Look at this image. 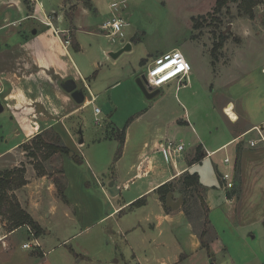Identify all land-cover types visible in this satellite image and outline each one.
Segmentation results:
<instances>
[{
    "label": "crops",
    "instance_id": "0c3cea01",
    "mask_svg": "<svg viewBox=\"0 0 264 264\" xmlns=\"http://www.w3.org/2000/svg\"><path fill=\"white\" fill-rule=\"evenodd\" d=\"M52 13V8L46 3L43 5L41 0H31L30 6L24 0H0V104L3 106V111L0 112V174L8 170L7 164L11 161H14V167L18 168L19 164L24 161L22 150L26 154L24 146L32 142L37 135L56 129L60 133L63 146L71 150L68 155L57 153L59 158L57 162L60 163L64 177L65 196L69 189L65 165L71 162V164L86 169L87 177H90L84 180L86 187L91 189L94 186L101 189L104 194L106 193L113 207V211L105 217L102 216L97 224L103 225L107 220L114 223L106 225L110 226L109 233L117 243L116 253L119 259L114 260L115 263L112 264H221L225 261L237 264L233 257L239 259L238 264H245L246 259L252 256L247 248L255 245L257 241V235L253 233L255 224L264 225V207L257 205L259 203L250 204L245 196L244 202H236L241 205L239 208L243 211L241 218L235 216L234 209L237 206L235 201L227 195L217 193L204 182L205 174L199 169H203L204 163L213 158L221 149L237 145L238 160L235 172L240 171L238 172L240 176L237 175V177H240L243 192L247 194L245 178L255 177L264 169V151L249 150L248 152L246 145L241 142L253 132L264 131V125H252L236 130L231 139L213 149L202 145L197 140L192 145L193 149H190L179 160L174 161L161 150V146L168 141L181 143L171 135L174 130L181 128L179 124H185L191 128V124L182 120L184 115L180 116L181 113H176L170 120H167L169 114L166 115L164 109L161 112H154L153 121H158L157 129L156 126L153 128L156 130L155 134L148 137L147 132H144L141 139H133L130 135L134 128L133 121L143 120L149 114L143 111V105L156 95L147 87L143 78H139L135 84L138 90L134 89L140 106H135L134 101V106L131 105V107L126 103L123 105V122L119 124L117 121L118 113H121L122 99H126V94L111 93L121 85L122 75L125 74V71H120L116 63L121 55L131 51L133 47L128 51H124L126 48L122 49L120 52H123L118 57L113 56L116 54L114 50L110 52L101 50V57L98 58L92 55V49L86 51L78 42L79 50L76 51L72 43L64 38L73 30L76 40L79 29L74 24L72 25L73 21L75 22V16L68 26L59 21L58 17L51 15ZM105 23L99 27V32L103 37L111 39L108 31L103 29ZM129 26L128 24L127 27ZM122 39H125V31ZM102 57L105 61L100 60ZM262 73L264 74L263 71ZM194 75L193 73L190 75L188 82L192 81ZM100 76H106L108 79L109 85L105 90L96 87ZM131 77L128 76L126 79H131ZM68 81H73L77 87L76 91L83 93L81 103L75 100L73 92L70 93L64 89ZM177 85L179 88L181 84L177 83ZM111 94L114 99L111 98ZM152 94L153 97H151ZM100 102H102L101 105H99ZM230 103L233 104L236 112L234 103L228 102L222 106V114L232 125H237L241 121L240 117L235 123L225 113V108ZM97 109H100L99 114L96 113ZM131 118L133 121L126 130L125 153L116 163L115 154L120 145L112 137L113 131L123 130ZM87 120L95 126L97 133L95 136L88 135ZM259 134H262L263 139L252 141V145L264 142V132ZM19 137H21L20 140H18ZM53 141L55 139L52 143ZM12 142H14L13 145ZM200 145L206 152V157L201 164L194 162L196 150ZM129 148L130 152L134 150L133 160L127 165L125 155ZM65 155L68 157L64 159ZM76 159L79 163L75 161ZM214 166L221 177L218 165L214 163ZM26 170L28 183L16 190L15 194L22 208L46 231L43 237L35 238L41 247L32 250L36 255L30 256V264H109V262L93 260L79 253L77 254L82 258L77 259L70 250L65 249L72 238L64 239L63 242L58 238L61 244L57 251H54L55 248L47 249L48 245L50 246L51 242L56 241L60 235V224L57 223L50 228L49 221L54 219L57 222L60 217H63L75 222L79 205L72 203L67 196V202L62 200L59 195L58 181L55 184L49 183L48 175L40 176L30 166ZM195 173L200 176V181L205 188L206 204L209 208V227H212L217 234V240L209 244L211 253L203 248L199 235L195 232L185 210L181 205L179 208L177 202H173L175 198L170 196L172 192L166 195L164 200L161 199L159 193L161 186L176 183L181 176ZM151 176L153 179L156 178L139 186L142 190L134 198L119 203L118 196L121 190L131 189L133 184L140 179ZM122 178L131 185L123 189L126 182L121 185ZM89 180L92 181L87 182ZM111 189H114L112 191L116 195L110 193ZM142 197L146 199L144 206L140 208L132 206ZM216 200L220 201L219 204H216ZM150 207L152 212L146 221L140 223L131 220L135 213L144 209L147 212L146 209ZM256 207L259 212L257 217L251 220L250 214L256 210ZM2 219L4 217L0 215V224L3 222ZM7 222L5 220L2 224L5 225ZM104 227L101 233L104 237H108ZM183 228L186 229L188 238L181 235ZM87 229L90 231V228ZM120 230L124 233L129 250L133 251V261L126 248L120 249L118 245L123 235ZM16 231H10V233ZM227 232L229 234L239 233L243 252L240 247L238 253L232 256L222 239ZM5 237L7 236L0 235V243L5 240ZM167 242L169 246L176 248L175 257L172 259L164 254ZM23 246L24 250L31 251ZM52 253H57L55 259L50 258ZM122 256L124 260H121Z\"/></svg>",
    "mask_w": 264,
    "mask_h": 264
},
{
    "label": "rangeland",
    "instance_id": "374dc122",
    "mask_svg": "<svg viewBox=\"0 0 264 264\" xmlns=\"http://www.w3.org/2000/svg\"><path fill=\"white\" fill-rule=\"evenodd\" d=\"M120 1L122 0H41L43 5L46 3L48 7L52 8L51 15L58 17V20L62 21L64 25L69 26L70 20L72 21L75 16V22L73 21L72 25L74 24L79 29L76 40L86 51L92 49V55L100 58L101 50L109 52L114 50L117 53L128 45L133 47L131 51L121 55L116 63L120 71H125V74L122 75L121 85L115 88L116 91H111L114 95L126 94V99H122L121 113H118L117 116L119 124L123 122V105L127 103L131 107L135 102V106H140L134 91L137 89L135 84L139 78L144 79L149 63L155 57L173 49H179L191 64L192 73L195 74L192 81L181 83L179 88L177 82L160 89L150 87L156 95L143 105V111L149 113L146 118L136 119L137 122L133 121L134 128L130 134L133 139H141L144 132H147L148 137L155 134L156 130L153 128L156 126L157 129L158 121H153V113L161 112L163 109L166 115L169 114L167 120H170L172 115L181 113L180 116L184 115L182 120L191 124V128L185 124H179L181 128L179 130L177 128L171 133L174 138L185 145V153L193 149L192 145L197 140L202 145L210 146L209 148L213 149L222 142L231 139L236 130L252 125H264V74L262 73V71L264 72V0H249L246 5H242L241 2L228 3L222 9L217 7V0H126L125 5H120L119 11L111 8L112 4L120 3ZM115 16L124 18L125 22L130 25L124 29L125 39L116 38L113 41V38H105L99 32L102 23L112 20ZM74 34L75 32L72 30L70 35L67 34L64 38L72 43L75 40ZM79 60L81 61L80 58ZM100 60H103V57ZM143 60H145L144 65H142ZM128 76L131 79H126ZM108 85L107 77L100 76L96 87L105 90ZM111 98L114 99L113 94H111ZM226 102H233L236 106V113L241 119L239 124L232 125L222 114V106L227 104ZM101 104L102 102L99 103V105ZM260 132H253L242 139L241 143L246 145V151H264V142L252 145V141L263 139ZM87 133L89 136L97 134L96 128L90 120H87ZM43 135V140L49 143H52L55 138L61 139L60 133L56 129ZM20 139L21 137L18 138V140ZM133 139L131 140L133 141ZM37 143L32 141L24 146V150L28 151L24 154L22 150L24 161L19 164L17 170L23 168L26 170L30 166L40 175L36 168V166H40L44 172V175L40 176L48 175L49 183L55 184L58 181L57 183H61L63 186L64 177L60 163L57 162L59 159L57 154L51 153V150L46 148L35 151ZM13 144L14 142H12ZM53 145L57 147L63 144L56 143L55 140ZM125 148L126 145L118 159V147L115 154L116 163L124 156ZM236 150L237 145L221 149L213 158L208 159L204 163V168H200L199 171L204 172V182L212 189L235 201L237 205L234 209L235 216L241 218L240 215L243 211L239 208L241 205L237 203L244 202L246 197L250 204L259 203L257 205L264 207V169L255 177L245 178L247 187V194H245L241 179L237 177L240 171L235 172L238 160ZM133 151L130 152L129 148L125 155L127 165L131 164L133 160ZM34 153H37V157L33 156ZM204 153L206 154L205 150ZM67 155L64 156V159L68 157ZM227 158L230 160L229 164L225 163ZM13 162L7 164L8 170L0 174L2 177L16 169ZM214 163L218 165L221 176L229 173L232 177L234 187L231 191L224 189V183L221 181ZM65 170L69 188L66 196L72 203L79 205L76 211L77 219L75 222L63 217H60L57 222L51 219L49 221L50 228L57 223L60 224V235L56 241L53 240L50 246L48 245L47 249L55 248L54 251H57L61 244L58 242V238L62 242L64 239L72 238L65 249L70 250L77 259L82 258L79 254H83L93 260L109 262V264L115 263L114 260L119 259L116 253L117 243L109 233L110 226H106L114 223L107 220L105 224L97 225L102 216L105 217L113 211L106 193L104 194L101 189L94 186L91 189L86 187L87 184L84 180L90 177H87L85 168H80L70 162L65 165ZM26 172L23 174L25 185L21 187L18 186L22 183V180L20 181L22 173L17 172L13 176L16 184L11 186L10 195L15 197L18 202L15 191L27 185ZM151 177L140 179L136 184H133L131 189H124L131 184H127L122 178L121 185L124 182L126 185L123 186L124 190H121L118 196L119 203L134 198L142 190L139 186L156 178ZM171 185L172 194L170 196L175 198L173 202H177L179 208L180 205L182 206L192 222L195 232L201 235L206 226L205 189L201 188L198 192L195 188L186 187L185 175ZM108 195L110 196V194ZM215 202L219 204L220 201L216 200ZM150 209L151 207L147 208V212L145 209L138 211L131 220L143 223L150 216L152 212ZM256 210L250 214L251 220L257 217L259 212L257 207ZM5 220L7 222V218L2 219L3 222ZM2 223L0 224V235L7 237L0 243L1 264H30V256L36 254L32 250H24L22 246L31 242L33 237L36 239L43 237L45 229L38 223L43 230L40 235H37L29 226L10 233L12 231L11 224L9 222L5 225ZM103 226H105L108 237H104L101 233ZM255 226L253 233L257 235V241L254 243L255 245L247 248L252 256L246 259L245 264H264V225L256 223ZM87 228H90V231ZM209 229L206 240L210 244L217 240V234L212 230V227ZM182 230L181 235L188 238L186 229ZM122 234V241L119 240L118 245H120V249L126 248L131 261H133V251L129 250L124 233L122 232ZM222 239L232 256L238 253L240 247L242 252L244 251L239 241L241 238L238 232L237 234L227 232ZM164 254L172 259L175 257L176 248L169 246L167 242ZM56 257L57 253L50 255L51 259ZM134 257L136 258L135 254ZM123 258L122 256L121 260H124ZM233 259L238 264L239 259L236 257ZM221 264H231V262L225 261Z\"/></svg>",
    "mask_w": 264,
    "mask_h": 264
},
{
    "label": "trees",
    "instance_id": "16d2710c",
    "mask_svg": "<svg viewBox=\"0 0 264 264\" xmlns=\"http://www.w3.org/2000/svg\"><path fill=\"white\" fill-rule=\"evenodd\" d=\"M24 2L30 6L31 0H24ZM241 2L242 5H246L249 0H217V7L222 9L225 7L228 3H238ZM73 47L76 51L79 50V45L76 40L73 42ZM145 60L142 61V65H144ZM133 119L131 118L127 124L126 127L123 130H114L112 137L115 138L119 142V150H118V155L117 158L119 159L123 153L125 143H126V130L128 126L132 123ZM43 134H46L43 133ZM43 134L37 135L34 139L33 142H38L37 146L35 147V151H41L42 148H46L51 150V153L57 154V153H64V154H70L71 151L64 147L63 145H58L55 147L53 143L46 142L43 140ZM56 143H62L60 138H55ZM26 151H28L26 149ZM34 157H37V153L33 154ZM48 157V156H47ZM206 157V154L204 153V148L202 145H200L195 154L194 162L201 164ZM77 163H79V160H75ZM38 168L40 175H44V172L42 171V167L36 166ZM17 172L22 173V183L20 184L21 187L22 185H25V180H24V175L26 170L23 168L22 170L20 169H15L10 173H6L5 177H2L0 175V215L3 216L4 218H7V221L11 224V230H16L24 226H29L32 228L37 235H40L43 230L41 226L22 208L20 203L16 200L15 197H12L10 195V188L12 185L16 184L14 181L15 178H13L14 174H17ZM185 186L186 187H192L195 188L196 191H200L201 188H204L201 181H200V176L195 173L192 175H186L185 176ZM59 187V194L64 202H67V198L64 193V187L58 183ZM172 185L171 184H165L159 188V193L161 195L162 200L165 199L166 195L171 192ZM205 189V188H204ZM146 204V199L144 197L140 198L139 200L135 201L132 206L140 208ZM204 206H205V211H206V226L201 235H199V239L202 243L203 248L207 249L209 253H211V249L209 246V242H207L206 237L209 234V225H210V220H209V208L204 201Z\"/></svg>",
    "mask_w": 264,
    "mask_h": 264
},
{
    "label": "built area",
    "instance_id": "2783aa9c",
    "mask_svg": "<svg viewBox=\"0 0 264 264\" xmlns=\"http://www.w3.org/2000/svg\"><path fill=\"white\" fill-rule=\"evenodd\" d=\"M126 1L122 0L120 3H114L111 5V8L118 9L120 5H125ZM128 26L124 18L120 16H115L114 19L106 22L103 26V29L108 31L113 41L117 37H124V29ZM192 74V66L189 61L186 59L184 54L179 49H174L164 54H160L155 57V59L149 63L148 72L145 76L147 87L160 89L165 86L177 82L179 84L184 81H188L190 75ZM96 113H100V109L96 110ZM161 150L166 152L169 158L174 161L179 160L184 156L186 152V147L182 143L175 141H168L165 145L161 146ZM225 163L229 164L230 160L225 159ZM221 181L224 183V189L231 191L234 187V182L229 173L223 174L221 176ZM25 249L36 250L41 247L39 242L33 238L29 243L24 244Z\"/></svg>",
    "mask_w": 264,
    "mask_h": 264
},
{
    "label": "water",
    "instance_id": "95a60500",
    "mask_svg": "<svg viewBox=\"0 0 264 264\" xmlns=\"http://www.w3.org/2000/svg\"><path fill=\"white\" fill-rule=\"evenodd\" d=\"M131 48H132V46L131 45H128L127 47H126V49L124 50V51H128V50H131ZM123 52V51H122ZM122 52H120V53H116V54H113V56L114 57H118ZM144 83L146 84V79H145V77H144ZM64 89H66L68 92H70V93H74V98H75V100L77 101V102H82L83 101V93L82 92H80V91H76V89H77V87H76V84L73 82V81H68L65 85H64ZM154 95L152 94V96L151 97H153ZM3 111V106H2V104H0V112H2ZM112 190H114V189H111V191H110V193L112 194V195H116V193H114Z\"/></svg>",
    "mask_w": 264,
    "mask_h": 264
},
{
    "label": "bare ground",
    "instance_id": "6f19581e",
    "mask_svg": "<svg viewBox=\"0 0 264 264\" xmlns=\"http://www.w3.org/2000/svg\"><path fill=\"white\" fill-rule=\"evenodd\" d=\"M225 113L228 116V118L232 121V122H237L239 120V116L237 115V113L234 110V106L232 103H230L226 108H225Z\"/></svg>",
    "mask_w": 264,
    "mask_h": 264
}]
</instances>
